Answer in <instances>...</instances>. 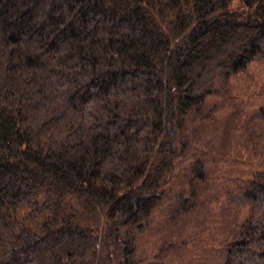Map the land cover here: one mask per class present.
Instances as JSON below:
<instances>
[{"label": "trees", "instance_id": "obj_1", "mask_svg": "<svg viewBox=\"0 0 264 264\" xmlns=\"http://www.w3.org/2000/svg\"><path fill=\"white\" fill-rule=\"evenodd\" d=\"M232 1L0 0V264H142L205 177L206 96L264 57V0ZM245 129L263 167L224 192L220 264H264V105Z\"/></svg>", "mask_w": 264, "mask_h": 264}, {"label": "rangeland", "instance_id": "obj_2", "mask_svg": "<svg viewBox=\"0 0 264 264\" xmlns=\"http://www.w3.org/2000/svg\"><path fill=\"white\" fill-rule=\"evenodd\" d=\"M231 6L237 8L240 2L233 0ZM263 105L264 57L251 61L206 96L201 116L193 121L203 141L198 150L203 153L205 177L196 181L194 203L187 211L172 217V208L166 209L165 203L152 210L137 239L142 264L221 263L215 251L223 240L220 203L236 178H248L263 167L258 156L263 150L255 148L245 129L250 114ZM175 170L182 175L189 172V160L180 161ZM179 181L185 183L187 175Z\"/></svg>", "mask_w": 264, "mask_h": 264}]
</instances>
